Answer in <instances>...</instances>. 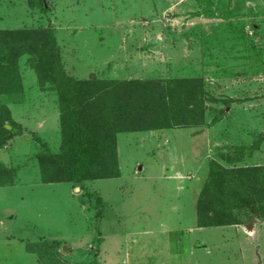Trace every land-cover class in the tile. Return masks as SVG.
I'll use <instances>...</instances> for the list:
<instances>
[{
    "label": "rangeland",
    "instance_id": "374dc122",
    "mask_svg": "<svg viewBox=\"0 0 264 264\" xmlns=\"http://www.w3.org/2000/svg\"><path fill=\"white\" fill-rule=\"evenodd\" d=\"M47 3L40 13L27 0H0V30L50 25L66 72L78 79H199L205 120H219L118 134L119 178L42 184L35 155L57 152L58 109L53 91L20 58L21 92L1 98L13 121V130L5 127L19 135L0 149V163L17 171L14 185L0 188V264H182L196 257L224 264L211 229L246 230L249 223L260 245L248 247L244 262L264 264V0ZM215 181L222 189L244 181L256 187L260 216L231 207ZM201 196L237 224L201 226ZM196 240L210 247L195 250Z\"/></svg>",
    "mask_w": 264,
    "mask_h": 264
},
{
    "label": "trees",
    "instance_id": "16d2710c",
    "mask_svg": "<svg viewBox=\"0 0 264 264\" xmlns=\"http://www.w3.org/2000/svg\"><path fill=\"white\" fill-rule=\"evenodd\" d=\"M27 6L40 13L49 10L47 0H27ZM24 56L41 88L48 85L53 91L58 109V150L43 149L35 155L42 184L81 187L87 181L119 178L118 134L208 128L219 120H205L209 109L204 108L207 99L199 79L105 80L95 75L78 79L66 72L50 25L0 30V149L19 135L5 127L9 125L13 130V121L1 98L20 94L18 61ZM16 174L15 169L0 163V188L12 187ZM213 184L233 204L231 207H246L254 218L260 216L263 203L256 187L245 181L235 190L222 189V182ZM197 211L204 227L237 224L232 212L214 208L206 196H201Z\"/></svg>",
    "mask_w": 264,
    "mask_h": 264
},
{
    "label": "crops",
    "instance_id": "0c3cea01",
    "mask_svg": "<svg viewBox=\"0 0 264 264\" xmlns=\"http://www.w3.org/2000/svg\"><path fill=\"white\" fill-rule=\"evenodd\" d=\"M255 229L252 232L248 233L243 228H236V230H227L226 228H214L211 229L216 236L212 239L213 240V252L214 253H221L222 251L226 254L224 259L226 262L224 264H245L244 260L248 261L247 252H249V246H256L259 248L257 244V238H259L258 227L255 226ZM224 230V231H223ZM206 232V231H205ZM233 246V249L228 250ZM210 246L208 244H198L197 240L193 243V248L195 250H207ZM68 249L67 252H69ZM211 253V252H210ZM57 254V253H56ZM255 255L252 256V261H255V257H260L261 254L257 250L254 253ZM191 255V254H190ZM191 261H184L182 264H203L199 261V258H190ZM194 260V261H193ZM261 263L260 259L257 263ZM215 264H223L221 262H216Z\"/></svg>",
    "mask_w": 264,
    "mask_h": 264
},
{
    "label": "water",
    "instance_id": "95a60500",
    "mask_svg": "<svg viewBox=\"0 0 264 264\" xmlns=\"http://www.w3.org/2000/svg\"><path fill=\"white\" fill-rule=\"evenodd\" d=\"M252 228H253V224L252 223H249L248 225L245 226V229L248 232H251ZM66 251H67V248L65 246L62 247V252H66Z\"/></svg>",
    "mask_w": 264,
    "mask_h": 264
}]
</instances>
